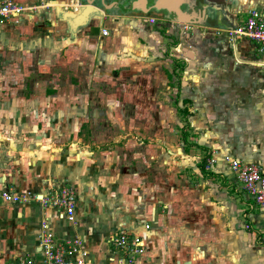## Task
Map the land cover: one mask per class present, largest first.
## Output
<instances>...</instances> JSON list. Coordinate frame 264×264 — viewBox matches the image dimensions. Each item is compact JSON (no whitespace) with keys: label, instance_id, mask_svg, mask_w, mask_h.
Listing matches in <instances>:
<instances>
[{"label":"crops","instance_id":"1","mask_svg":"<svg viewBox=\"0 0 264 264\" xmlns=\"http://www.w3.org/2000/svg\"><path fill=\"white\" fill-rule=\"evenodd\" d=\"M15 1L47 7L21 14L17 23L0 25V65L9 73L0 75V189L29 190L38 197L67 185L75 189L77 203L75 223H71L59 219L52 206L43 207L32 199L16 204L0 199V262L40 258L41 223L46 220L56 237L81 238L94 261H105L109 255L111 233L126 230L144 240L145 250L137 264H264V243L258 233L264 230V207H250L252 197L223 159L228 155L264 170V65L255 45L243 37L228 42L222 32L208 33V29L227 30L222 26L187 24L192 29L182 37V23L163 20V26H157L162 15L124 12L119 9L122 0H105L107 11L96 0L93 6L107 14L94 17L76 32L68 29L61 14L74 12L73 6L80 8L85 1ZM221 1L236 25L244 21L248 10L264 13V0ZM101 28L109 33L103 36ZM50 30L55 34H47ZM64 38L71 45L67 55L75 54L72 45L77 44L84 57L90 51L93 59L87 63L97 57L98 75L111 76L99 77L100 82H119L120 76L112 79L117 72L113 69L124 65L127 83L111 87L107 91L111 97L129 98L130 94L138 113H145L146 107L155 115L174 116V131L182 147L175 148L176 155L165 152L147 162L152 168L148 176L154 180L146 189L142 186L144 192L139 190L142 168L121 164L117 154H100L95 160L86 156L78 164L71 159L68 163L59 158L45 160V167L36 149L40 139L35 136L34 144L26 147L24 113L35 106V100L55 91L48 88L47 78L22 75L21 68H26L28 55H38L49 46L57 50ZM163 48L178 55L164 59ZM187 50L193 57L186 58ZM104 52L108 53L100 59ZM160 105L164 110L156 112ZM184 123L187 136L183 139ZM32 128L39 130L38 125ZM211 155L215 163L207 170ZM97 170L99 185L94 182ZM82 186L86 195L81 193Z\"/></svg>","mask_w":264,"mask_h":264},{"label":"rangeland","instance_id":"2","mask_svg":"<svg viewBox=\"0 0 264 264\" xmlns=\"http://www.w3.org/2000/svg\"><path fill=\"white\" fill-rule=\"evenodd\" d=\"M154 13L156 14V12ZM157 19L156 25L163 26V19ZM45 25L48 27L50 23L45 22ZM47 34H55V30H50ZM55 37L62 39L59 35H55ZM172 40L176 43L177 39ZM168 42H171V38H169ZM72 47L76 50L75 54L67 55L66 50L71 48V45H67L66 39L63 45L60 43L59 47H56L58 48L57 50H53L49 46V48L42 50L38 54L39 56L28 55L26 57L27 66L25 69L24 67L21 68L22 73L21 71L20 73L22 75L47 78L49 82L48 88L55 92L47 94L50 96L46 99L38 98L35 100V106L31 104L33 108L29 109L26 114L24 113L23 118L27 122L24 140L28 143L25 146L28 147L30 144H34L35 136L40 139L36 149L40 155L39 161L43 162L45 167L48 165L45 160L51 162L59 158L68 163L69 159H71L78 164L86 156H92V159L95 160V157L99 158L100 154L108 156L117 154L120 160L124 162L121 164H127L128 166L133 164V166L136 165L142 168L143 174L140 175L139 190L144 192L142 186L143 189H146L147 184L154 180L148 176V173L151 174L152 168L151 164L149 167L147 162L156 161L158 156L165 152L176 155L178 152L175 151V148L178 146L182 147L179 141L180 137L178 139L177 131H174L177 125L175 118L174 116L155 115L153 112H149L146 107L145 113H138L137 101L130 94L126 95L129 98L111 97L109 92H107L112 89L111 87H124L127 83L125 82L124 73H122L126 71V68H123L124 65L120 64L121 67L113 69L117 72L112 76V79L115 80L120 76L119 82L114 85L108 84L106 81L100 82L99 77L101 79V77L111 78V76L98 75V70L95 68L97 57L87 63L91 58L89 55L90 51L84 57V51L81 46L76 44L72 45ZM180 49L181 47H178L176 50L179 51ZM107 53L104 52L99 58H105ZM160 53V56H164V59H166V56L167 58H172L178 55V53L170 52L166 48L160 50ZM185 56L187 58L186 54ZM75 60L77 62L76 67L73 65ZM69 64L73 66H69ZM5 71L0 65V75H9ZM17 72L19 71L17 70ZM121 76L123 77L121 78ZM32 79L30 78V80ZM136 84L138 83L135 82L134 85ZM16 85L20 87L19 84ZM31 85L30 82L27 89H30ZM52 87H55V89ZM28 92L30 94V90ZM139 100L145 102L143 99ZM171 104L172 108H175L174 100ZM37 107L38 109L36 110L35 108ZM163 110V105H160L156 112ZM175 116L180 118L178 113ZM165 121L170 122L166 123ZM180 123L182 125V121ZM34 125L39 126L38 131L37 129L32 130ZM170 142H173V146L169 144ZM128 162L133 163L129 164ZM120 167L122 166L120 165ZM98 171H95L96 175L94 176L96 179L94 182L97 185H99L97 182H100L98 176H101ZM110 175L112 176V174ZM136 185L134 184V186ZM104 186H107L106 183ZM75 188L76 190L78 189L77 186ZM86 191L85 186H82L81 193L86 195ZM19 193H28L30 196L36 195L29 190Z\"/></svg>","mask_w":264,"mask_h":264},{"label":"built area","instance_id":"3","mask_svg":"<svg viewBox=\"0 0 264 264\" xmlns=\"http://www.w3.org/2000/svg\"><path fill=\"white\" fill-rule=\"evenodd\" d=\"M41 6H29L18 3L15 0H0V25L8 22H18L21 14L31 10H36ZM73 6V10H77ZM153 23L154 18H149ZM192 26L181 24L180 33L182 37L188 35ZM214 35L224 34L228 42H234L239 37L246 38L255 45L260 63L264 65V13L255 9L248 10L244 21L237 24L232 30L208 29ZM106 28H101V34H108ZM180 45V44H179ZM177 46L180 47V46ZM223 159L227 162L235 175L237 182L242 189L248 193L253 200L252 206L264 207V170L259 166L242 161L241 159L225 155ZM215 163V157L211 155L207 158L206 169L210 170ZM0 199L8 203H20L28 200H35L43 207L52 206L56 210V216L59 219L75 223V209L77 195L73 187L61 186L46 196H30L28 193H19L6 189H0ZM41 234L39 243L40 258L32 256L21 257L15 261L0 262V264H137V257L142 255L145 250V244L139 233L119 230L108 237V244L111 246L109 255L105 261H94L89 257L88 251L84 248L81 238L74 237L70 239H60L56 237L49 229V225L44 220L41 223ZM148 229V225L145 226ZM245 228L251 230L250 224ZM259 233V239L264 243V230Z\"/></svg>","mask_w":264,"mask_h":264},{"label":"water","instance_id":"4","mask_svg":"<svg viewBox=\"0 0 264 264\" xmlns=\"http://www.w3.org/2000/svg\"><path fill=\"white\" fill-rule=\"evenodd\" d=\"M85 1L86 4L81 5L74 12H63L61 19L65 21L68 29L76 32L80 28L89 24L94 17H103L106 12L99 10L93 3L96 0H79ZM130 3L125 9L126 12H134L139 14H148L156 12L162 15V19L166 21L179 22L182 24H190L204 28H215L222 26L227 30L236 27L234 18L229 15V7L225 1L221 0H126ZM105 11L109 7H105V0H100ZM122 11H124L122 9ZM124 11V12H125ZM186 55L193 57V52L187 50Z\"/></svg>","mask_w":264,"mask_h":264},{"label":"flooded vegetation","instance_id":"5","mask_svg":"<svg viewBox=\"0 0 264 264\" xmlns=\"http://www.w3.org/2000/svg\"><path fill=\"white\" fill-rule=\"evenodd\" d=\"M120 3H121L122 6H121V8H119V9H121V10L123 9L124 11H125V9L128 8L129 5H130V3L127 2L126 0H122ZM105 4H106V2H105ZM102 10H103V9H102Z\"/></svg>","mask_w":264,"mask_h":264},{"label":"trees","instance_id":"6","mask_svg":"<svg viewBox=\"0 0 264 264\" xmlns=\"http://www.w3.org/2000/svg\"><path fill=\"white\" fill-rule=\"evenodd\" d=\"M183 113L185 114V112H183ZM185 129H186V124L184 123L182 126V135H183L182 137H183V139L186 138V136H187Z\"/></svg>","mask_w":264,"mask_h":264}]
</instances>
